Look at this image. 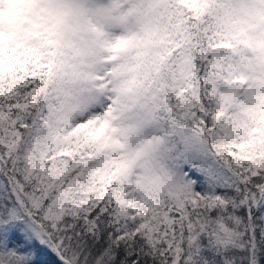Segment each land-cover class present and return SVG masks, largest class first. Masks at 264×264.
<instances>
[{"label":"snow or ice","instance_id":"6c2138e0","mask_svg":"<svg viewBox=\"0 0 264 264\" xmlns=\"http://www.w3.org/2000/svg\"><path fill=\"white\" fill-rule=\"evenodd\" d=\"M0 264H264V0H0Z\"/></svg>","mask_w":264,"mask_h":264}]
</instances>
